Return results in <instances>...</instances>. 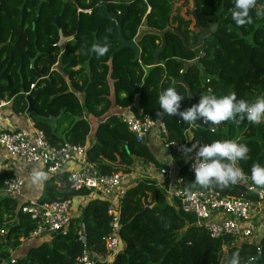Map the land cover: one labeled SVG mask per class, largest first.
Returning <instances> with one entry per match:
<instances>
[{
	"label": "trees",
	"instance_id": "obj_1",
	"mask_svg": "<svg viewBox=\"0 0 264 264\" xmlns=\"http://www.w3.org/2000/svg\"><path fill=\"white\" fill-rule=\"evenodd\" d=\"M178 1L0 0V45H4L0 50V75L4 73L0 98L13 99L14 113L22 115L27 113L30 97L36 113L29 116L54 147L65 143L84 147L93 136L88 160L103 175L133 173L137 163L161 168L149 141L138 143L116 116L117 110H112L134 105L138 113L157 118L159 95L169 87L185 97L181 110L196 104L208 87L218 97L234 92L237 99L249 103L264 96V73H256L264 70V16L256 15L264 12V0H256L250 10L253 22L243 27L231 18L233 0H191L187 16L195 19L196 30L191 29L190 19L176 12ZM128 12L121 32L125 40L137 43L141 53L138 56L125 49L112 57L120 47L117 21ZM60 30L71 39L64 51L58 47ZM163 39L166 43L157 64L155 54ZM97 44L106 45L107 53L92 52ZM201 52L205 57L192 62ZM182 71L185 84L180 83ZM35 76L41 79L36 81ZM134 86H139V94ZM165 122L170 137L182 142L189 124L177 116H166ZM214 127L215 132L202 127L193 131L192 142L239 139L238 143L250 149L249 158L240 161L243 172L250 176L254 164L264 166V124L225 121ZM181 175L189 184L187 174L182 171ZM9 178L11 174L0 173V190ZM67 178L66 173L52 176L38 202L91 195L89 190L71 193ZM221 190L227 196L241 195L238 189ZM21 208L19 200L0 198V264H74L85 248L107 255L108 203L90 198L67 235H53L50 241L29 247L12 263L13 254L31 241L35 229ZM121 223L124 248L111 264H228L236 252L240 264H246L259 252L252 245L224 252L223 241L212 239L194 216L183 213L177 201L168 199L148 179L127 192Z\"/></svg>",
	"mask_w": 264,
	"mask_h": 264
},
{
	"label": "built area",
	"instance_id": "obj_2",
	"mask_svg": "<svg viewBox=\"0 0 264 264\" xmlns=\"http://www.w3.org/2000/svg\"><path fill=\"white\" fill-rule=\"evenodd\" d=\"M80 12L82 11L79 10ZM204 57V53L201 52L192 62ZM181 74L185 73L181 72ZM33 88L34 85L31 86V89ZM209 94L213 95L211 87L206 88L205 95ZM6 105L7 103L0 100V109ZM116 116L125 124L128 132L135 136L138 143L153 140L155 148L165 154L163 161H160L161 168L150 167L146 170L142 168L143 165L137 163L133 173L103 175L98 167L88 160L87 151L93 140L90 143L88 139L84 147L71 143L54 147L45 132L38 128L34 121L25 130H4L0 126V155L6 154L32 169L42 168L50 177L66 173L70 189L75 192L89 190L95 195L93 199L108 203L111 232L104 241L107 255L102 257L85 248L74 264L98 262L109 264L108 262L124 248L119 236L122 228L123 201L127 192L137 186L142 179L153 181L156 188L168 199L179 203L183 213L194 216L196 224L204 228L212 239L223 241L224 252L231 247L258 246V256L250 258L246 263L258 264L263 248L261 242L264 239V187L254 185L249 179L228 187L241 192L240 196L233 197L224 195L221 189L214 186L201 188L192 184L194 182L192 158L195 157L196 150L186 154L185 148L193 144L192 132L204 128L205 125L189 124L183 133L184 140L180 142L170 137L165 122L167 115H159L157 118L143 115L134 110L132 105L118 109ZM215 130L214 127L211 131L215 132ZM238 141L239 139L236 140ZM238 166L240 167V161ZM139 167L147 175H139ZM182 171L187 174L189 184L181 175ZM25 184L22 177L14 176L5 181L0 194L2 197L19 200L23 213L28 214L34 221L35 229L30 234V240L43 239L41 240L43 243L50 241L53 235H67L74 219V201L45 204L34 200L22 201ZM15 261L16 257H13L12 263Z\"/></svg>",
	"mask_w": 264,
	"mask_h": 264
},
{
	"label": "clouds",
	"instance_id": "obj_3",
	"mask_svg": "<svg viewBox=\"0 0 264 264\" xmlns=\"http://www.w3.org/2000/svg\"><path fill=\"white\" fill-rule=\"evenodd\" d=\"M256 5V0H233L231 18L237 27L251 24L250 10ZM257 16H264V12L257 11ZM92 52L98 56L107 53V46L93 45ZM185 97L179 95L175 88H167L159 95L158 115L177 116L185 123L216 126L222 122L231 121L239 125L248 121L252 125L264 124V96L258 97L249 103L244 99H237L234 92L223 95H201L199 101L184 110H181V101ZM196 150L192 158L194 182L201 188L216 187L220 189L235 186L251 179L256 186L264 187V166L259 163L251 168L250 177L238 166L241 160H247L250 149L246 144L235 140H216L210 144L193 143L185 148V153ZM228 264H240L239 253H233Z\"/></svg>",
	"mask_w": 264,
	"mask_h": 264
},
{
	"label": "crops",
	"instance_id": "obj_4",
	"mask_svg": "<svg viewBox=\"0 0 264 264\" xmlns=\"http://www.w3.org/2000/svg\"><path fill=\"white\" fill-rule=\"evenodd\" d=\"M0 50L3 48L4 45H0ZM2 102L7 103L6 106L0 109V126L4 130H25L29 128V125L31 122H33L32 118L29 116L28 113L17 115L14 113L12 109L13 99H3L0 98ZM117 109L112 110L116 111ZM97 124V123H96ZM96 124H93V128L95 129ZM92 128V130H93ZM93 136H90V141H94L92 138ZM150 146L155 151L156 157L159 161H163L165 158V154L161 153L157 148H155V144L153 143V140L149 141ZM142 168H145L148 170L150 167L143 166ZM8 173L11 174L12 177L19 176L22 177L25 180V188L23 192V199L22 201H39L43 194V189L45 183L51 178L45 171H43L42 168H35L32 169L30 167H27L23 162L17 160V159H11L6 154L0 155V173ZM0 194V198H1ZM78 203L81 204L82 208L87 204L86 201H83L81 199H77ZM74 212L76 213V210L74 209ZM34 243V242H33ZM35 245L29 246L34 247L38 246V244L34 243ZM28 251V248L26 250H19L18 252L13 254V257L15 256L18 258L20 255H25ZM108 262L109 264L112 262Z\"/></svg>",
	"mask_w": 264,
	"mask_h": 264
},
{
	"label": "water",
	"instance_id": "obj_5",
	"mask_svg": "<svg viewBox=\"0 0 264 264\" xmlns=\"http://www.w3.org/2000/svg\"><path fill=\"white\" fill-rule=\"evenodd\" d=\"M0 12H1V7H0ZM129 15V12L126 14V16L124 17V19L122 20H119L117 21V26H118V38H117V41L118 43L120 44V47L118 49H116L113 53H112V57H114L117 53L125 50V49H132L135 51V53L139 56L140 53H141V50L140 48L138 47L137 43L135 41H127L124 39L123 35H122V32H121V26L124 22V20L128 17ZM194 15L196 16V13H194ZM55 24L58 26V28H60V25L58 23V19L56 18L55 19ZM59 35H60V41L58 43V47L60 48L61 51H64L65 48H66V44L71 40L69 38H65L62 31L60 30L59 32ZM165 40L163 39V44L161 46V48L156 52L155 54V59H156V63L159 64V60H158V56H159V53L164 49L165 47ZM1 47V46H0ZM38 56L36 58H34L32 61H31V68L34 67V64L37 60ZM253 70V68H252ZM264 73V70H257L256 73ZM49 75V73L46 75V77ZM4 79V73H2L0 75V82ZM41 77L40 76H35V80L38 81L40 80ZM180 83L181 84H185V74L182 75L181 79H180ZM134 88L136 89V91L138 92L139 94V91H140V88L139 86H134ZM28 102H29V108L27 110V113L30 115V114H33V113H36V110H35V107H34V102L33 100L28 97L27 98ZM59 119V118H58ZM197 124L199 126H203L200 124V121H197ZM204 128H207V129H214L213 126H208V127H205L203 126ZM71 193H75V190L71 189ZM83 241L85 242V239H83ZM260 261L261 262H264V248H262V251H261V257H260Z\"/></svg>",
	"mask_w": 264,
	"mask_h": 264
},
{
	"label": "rangeland",
	"instance_id": "obj_6",
	"mask_svg": "<svg viewBox=\"0 0 264 264\" xmlns=\"http://www.w3.org/2000/svg\"><path fill=\"white\" fill-rule=\"evenodd\" d=\"M175 1H178V0H175ZM192 9V4H191V0H179L178 1V5L176 6V12L177 10L179 11V13L181 14V16L185 19V20H191L192 22V25H191V29L192 30H196L195 28V19L193 17H190V16H187V11H190ZM175 12V13H176ZM188 17V18H186ZM159 60V59H158ZM185 73V71H182ZM118 110V109H117ZM140 168V169H139ZM138 168V172H139V175H147L143 169L141 167ZM93 199L95 198V195L93 193H91V195L89 197H78V198H74L73 201H74V209L76 210V213L74 214V219H79L81 216H82V213H83V209H82V206L79 205L77 199H81L83 201H88L89 199ZM43 239H35V240H31L30 242H27L25 243L23 246H22V249L21 250H26L27 248H29V246L31 245H35L34 243L36 244H41ZM34 242V243H33ZM15 257V256H14ZM260 264H264V262H261Z\"/></svg>",
	"mask_w": 264,
	"mask_h": 264
}]
</instances>
